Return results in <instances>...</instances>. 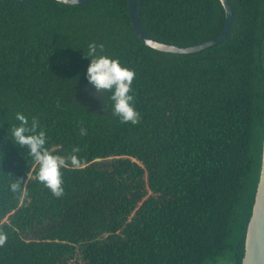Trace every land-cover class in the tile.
<instances>
[{
    "label": "trees",
    "instance_id": "obj_1",
    "mask_svg": "<svg viewBox=\"0 0 264 264\" xmlns=\"http://www.w3.org/2000/svg\"><path fill=\"white\" fill-rule=\"evenodd\" d=\"M227 1L225 36L176 54L139 40L127 0H0V264L240 263L264 136V0ZM135 7L147 37L181 47L215 37L224 19L218 0ZM92 41L136 71L140 124L91 94ZM17 111L40 120L54 154L81 149L60 198L11 140Z\"/></svg>",
    "mask_w": 264,
    "mask_h": 264
},
{
    "label": "clouds",
    "instance_id": "obj_2",
    "mask_svg": "<svg viewBox=\"0 0 264 264\" xmlns=\"http://www.w3.org/2000/svg\"><path fill=\"white\" fill-rule=\"evenodd\" d=\"M56 2L59 3L60 0ZM104 48V43L92 41L88 43L87 51L83 52L84 57L90 61L85 77L88 85L94 89L91 94L101 99V94L108 93V99L112 102V114L118 117L119 122L125 125H138L142 117L135 107L133 81L136 78V71L121 64L119 58L105 54ZM14 118L18 123L10 128L11 140L15 145L28 149L29 155L37 166V181L49 189L54 197L60 198L64 194L62 169L68 165L69 160L73 165L78 166V160L74 154L81 151L79 145L73 146V155L69 158L54 154L46 147L48 134L36 116L31 117L30 120L24 112L17 111ZM87 135L88 129L80 126L79 136ZM6 242L7 235L0 230V247H3Z\"/></svg>",
    "mask_w": 264,
    "mask_h": 264
},
{
    "label": "water",
    "instance_id": "obj_3",
    "mask_svg": "<svg viewBox=\"0 0 264 264\" xmlns=\"http://www.w3.org/2000/svg\"><path fill=\"white\" fill-rule=\"evenodd\" d=\"M90 0H60L62 3L78 5ZM224 14L223 24L220 32L213 38L191 46H174L163 44L147 37L138 26V8L135 7V0H127V12L134 33L146 46L155 50L168 53H190L209 47L220 41L226 34L230 20L231 8L227 0H218ZM239 264H264V136L261 142L260 167L258 180L255 187L251 213L246 224L243 255Z\"/></svg>",
    "mask_w": 264,
    "mask_h": 264
},
{
    "label": "rangeland",
    "instance_id": "obj_4",
    "mask_svg": "<svg viewBox=\"0 0 264 264\" xmlns=\"http://www.w3.org/2000/svg\"><path fill=\"white\" fill-rule=\"evenodd\" d=\"M77 262L80 263L81 261L80 260H77ZM72 263H73V261L70 260L69 261V264H72ZM227 263H228L227 260H223L221 258H217L216 262H214V263H206V264H227Z\"/></svg>",
    "mask_w": 264,
    "mask_h": 264
}]
</instances>
